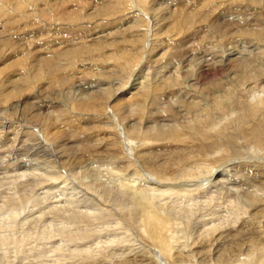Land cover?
<instances>
[{
  "label": "bare ground",
  "instance_id": "bare-ground-1",
  "mask_svg": "<svg viewBox=\"0 0 264 264\" xmlns=\"http://www.w3.org/2000/svg\"><path fill=\"white\" fill-rule=\"evenodd\" d=\"M256 37L262 40L260 36ZM125 51L122 50L121 56L126 70L134 62L131 57L127 58ZM72 52H75L72 56L63 54V57H56L53 63L47 65L42 61L45 67L53 69L56 80L48 84L52 85L51 88L59 87L67 81L57 76L60 71L55 66L59 64L56 65V61L64 57L74 60L79 48ZM59 66L61 68V63ZM238 67L241 69L239 81L246 83L253 75V70H247L242 65ZM135 70H129L130 74ZM174 74V78L163 79L156 85L145 80L137 87L138 90L134 89L136 92H127L129 98L117 107L118 111L130 114L136 108L144 110L148 104L158 101L160 97L162 99V95L158 98L162 89H168L173 95L186 92L189 81H184L185 86H182L178 71ZM230 89L219 91L218 96L222 99L216 101V108L224 112L236 107V117L233 116V123L231 120V123H225L221 128L215 126V118L211 120L213 115L209 116L211 113L207 115L210 111L203 114L199 108L203 115L199 111L196 113L197 108L193 106L195 104L197 107L196 102L187 105L188 113L193 109L196 111H193L192 120L186 122L187 129L184 131L176 126L164 125L166 123L155 125L153 130L142 131L141 127L136 126L141 120L135 121L136 125L133 124L129 131H125V146L118 141V134L123 135L124 130L116 133L119 137L116 136V141L125 148L128 156L129 146L136 147L139 144L141 148L135 151L136 159H130L127 155L124 157L121 151L120 154H114L109 150L96 149L97 135L102 134L103 125L97 126L96 131L87 130L84 128L86 126L80 127V121L105 120L107 114L104 113L105 104L102 105V101L94 100L95 105H87L58 90L57 95H63L64 104L56 103L55 107L46 109L47 114L40 126L42 133L36 141H32L33 145L53 153L55 160L61 163L72 161L88 165L100 164L116 180L94 179V182L83 183L80 178L74 177L44 186L41 181H58L61 177L49 176L48 169L40 170L41 167L35 169L29 164H22L20 174L23 178L37 177L39 180L25 185L30 195L28 199H24V196L12 197L5 202V206L12 212L9 210L0 221V264H264V219L258 220L261 216L264 218V163L259 161L246 166L241 161L240 169L237 168L243 177L246 176L244 178L247 180H244L251 183L250 188L263 194V198L259 197L261 205L254 204L258 202L257 196L249 195V191L246 193L245 190L246 194L240 195L228 189L226 184L224 187V176L229 175L233 164H240L236 159L243 154V144H240L238 137H244V147L246 144L258 147L264 155V100L248 105L235 98V89ZM118 92L116 94L121 93L120 90ZM14 93L18 94L20 90ZM95 96L105 100L111 97L112 100L114 92L112 94L108 89ZM38 102V108L53 104L43 100ZM214 107L213 104L210 109ZM114 109L111 111L114 116L112 119L115 120L114 125H117ZM259 110L261 118L257 117ZM219 116L222 118V115ZM27 119L38 122L35 117H27L22 124L13 123L16 125L12 126L13 142H16L21 130L27 138L31 136L27 131L31 126ZM3 122H0V126ZM210 125L214 126L212 132L207 130ZM234 127L235 131L229 132ZM150 139L155 142L174 140L177 146L166 147L168 158L163 157L159 162L157 157L160 159L161 149H157L156 153L143 150L145 141ZM191 143L198 144V148H191ZM98 144L100 147L101 144ZM218 149L222 154L214 158ZM205 154L213 156L209 157L212 158L210 162L204 160ZM127 157L130 160H126ZM217 170L222 171L218 179L214 178ZM27 172L30 175H25ZM40 184L39 195L43 196L40 199L34 198L32 192ZM45 200L50 201L40 209L37 204ZM22 205H29L33 209L36 207V211L31 217L18 218ZM218 208L220 211L226 209L222 213L227 215L222 216ZM153 258L161 261L152 263L150 260Z\"/></svg>",
  "mask_w": 264,
  "mask_h": 264
},
{
  "label": "rangeland",
  "instance_id": "rangeland-1",
  "mask_svg": "<svg viewBox=\"0 0 264 264\" xmlns=\"http://www.w3.org/2000/svg\"><path fill=\"white\" fill-rule=\"evenodd\" d=\"M18 1L0 0V122L6 121V123L3 122L4 127L0 126V221L10 210L5 206L6 200L21 196L28 199L30 195L25 185L39 180L37 177L23 178L20 174L22 164H29L35 169L41 167L40 170L48 169L49 176L61 177L58 181L44 182L40 180L44 186L74 177L80 178L83 183L94 182V179L116 180V177L107 174L104 166L100 164L88 165L72 161L61 163L55 160L53 153L33 145L32 141H36L42 133L40 126L47 114L46 109L51 106L55 107L56 103V105H61L64 102L62 96L66 93L70 98L82 100L87 105H93L94 100L102 101V105L105 104L104 113L107 114L104 117L105 120L98 122L88 119L82 123L80 121V127L86 126L85 129L96 131L97 126L103 125L101 127L102 134L97 135L96 149L98 151L109 150L116 154H120L121 151L124 157L127 155V151L119 142L125 146V131H129V127L135 124V121L141 120L139 125H135L141 127L142 131L153 130L155 125L162 123L176 126L179 130L184 131L187 129L186 122L192 120L193 111L197 108L195 111L196 113L200 112L199 114H204L207 110L210 111L207 115L211 113L209 115H213L211 120L215 118V126L221 128L225 123H231V120L233 123L237 112L236 107L224 112L216 108L217 102L222 99L218 96L221 89L231 88L230 90H232L234 88L236 91H234V97L248 105H254L264 100V0ZM12 2L13 4H11ZM125 17L126 19H124ZM256 36H260L262 40ZM76 48H79V53H81H78L74 60L64 57L63 60L56 61V65L59 62L58 66L61 63L62 68L55 66L60 71L57 76L67 81L59 87L55 86L56 88L54 86L51 88L52 85L48 86L56 79L52 67H45L42 61H45L46 64L54 61L56 57H63V54L72 56L75 53L72 51ZM120 49L123 51L127 49L125 51L127 58H132V62H134L126 70ZM238 65L246 67L247 70H253V75L251 74L252 76L247 79L246 83L239 81L238 76L241 75V69ZM133 69L136 70L130 74L129 70L133 71ZM176 71L179 73L178 77L182 86H185L184 81H189L186 92L173 95L168 89H162L158 96L159 98L162 95V99L160 97L158 101L148 104L144 110L136 108L130 114L118 111L117 107L129 98L127 92H136L137 87L145 80L156 85L163 79L174 78ZM70 84L72 87H69ZM59 88L61 89L59 90ZM135 88L136 90H134ZM108 89L112 94L114 92L116 98L112 97L111 100L110 97L105 100L95 96ZM13 90L15 92L20 90V93L15 94ZM58 90H62L63 95H57ZM119 90L121 93L116 94L119 93ZM167 94L169 97H166ZM49 95L50 98H48ZM37 98L45 103L52 102L53 104L42 105V108H38L40 103ZM17 102L20 103L17 104ZM133 102L134 100L129 101L128 105ZM190 103H196L197 107L194 104L195 109L188 113L186 108ZM213 104L219 112L213 108V110L210 109ZM113 108H115V115L119 117H116L117 125H114L115 120L112 119L114 117L111 112ZM260 110L257 117L261 115ZM219 114L222 115V118ZM27 117H35L38 120V122H31L27 119V122L31 124L27 130L31 134L28 136L30 140L21 130L16 142H13L12 126H16L17 122L22 124ZM213 129V125L207 127L209 132H212ZM121 130H124V134H118L119 138L116 133ZM231 131L234 132L235 127L229 129V132ZM238 138H240V144L244 145V137ZM117 139L119 142L116 141ZM158 142L151 139L145 141L143 150H151L152 153H156L157 149H161L163 152L160 150V159L159 156L157 157L160 162L161 158H168L166 147L177 145L174 140L160 141L163 146ZM98 143L101 144L100 147ZM166 143L169 145L166 146ZM191 145V148H198V144L191 143ZM243 145L241 147L243 154H241V158L236 159L239 160L238 163L242 161L241 163L246 166H251L259 161L264 163L263 152L258 147L247 146V144L244 147ZM140 148L139 144L136 147L129 146L128 154L130 156H127L130 159H136L135 151ZM221 154L222 151L218 149L214 158ZM205 155L203 156L206 158L203 157V159L210 162L213 156ZM128 157L126 160H130ZM209 157L212 158L209 159ZM241 163L235 164V166L233 164L229 171L233 174L229 173L224 176V187L226 184L228 189L240 195H245L249 191V195L257 196L258 202L254 204L261 205L260 198H263V194L256 193L252 187L250 188L251 183L246 181L247 179L244 178L246 176L243 177L240 174L238 169H240ZM221 172L217 170L214 178L218 179ZM25 175H30V172ZM40 188L41 184L33 190L34 198L40 199L43 196L39 195ZM213 191L214 189H212ZM49 201L45 200L37 205L41 209ZM35 208L22 205L18 218L31 217L36 211ZM10 211L12 212V210ZM222 211L220 212L222 213ZM222 214L220 215L224 216L225 213ZM242 218L245 219L244 216ZM261 218L264 219L261 216L258 220ZM150 261L158 263L161 260L153 258Z\"/></svg>",
  "mask_w": 264,
  "mask_h": 264
}]
</instances>
